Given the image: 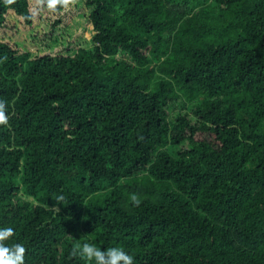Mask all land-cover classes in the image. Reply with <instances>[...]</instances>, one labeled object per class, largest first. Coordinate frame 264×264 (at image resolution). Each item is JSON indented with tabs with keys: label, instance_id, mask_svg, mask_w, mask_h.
Returning <instances> with one entry per match:
<instances>
[{
	"label": "trees",
	"instance_id": "16d2710c",
	"mask_svg": "<svg viewBox=\"0 0 264 264\" xmlns=\"http://www.w3.org/2000/svg\"><path fill=\"white\" fill-rule=\"evenodd\" d=\"M0 100L24 264H264V0H0Z\"/></svg>",
	"mask_w": 264,
	"mask_h": 264
},
{
	"label": "clouds",
	"instance_id": "9594fccd",
	"mask_svg": "<svg viewBox=\"0 0 264 264\" xmlns=\"http://www.w3.org/2000/svg\"><path fill=\"white\" fill-rule=\"evenodd\" d=\"M6 3H14V0H6ZM76 3L77 0H37L39 6L46 7L53 13L57 12L59 8L67 10ZM8 119L6 115V103L0 100V125H7ZM63 199L64 198L60 196L57 197L55 201L59 203ZM130 200L135 206H139L141 203V200L136 194L131 195ZM56 210L59 211L58 208H56ZM14 235V229L11 227L0 228V264H24L26 248L19 243L12 246L5 244V241L11 239ZM70 255L72 257L79 256L88 262L94 261V264H134L133 257L122 248L112 247L101 250V248L90 243L74 245Z\"/></svg>",
	"mask_w": 264,
	"mask_h": 264
}]
</instances>
